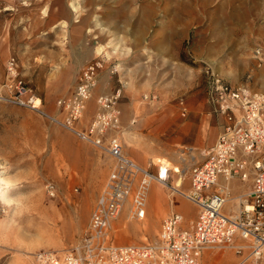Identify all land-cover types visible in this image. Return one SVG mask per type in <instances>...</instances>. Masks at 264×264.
Wrapping results in <instances>:
<instances>
[{"label": "rangeland", "instance_id": "1", "mask_svg": "<svg viewBox=\"0 0 264 264\" xmlns=\"http://www.w3.org/2000/svg\"><path fill=\"white\" fill-rule=\"evenodd\" d=\"M11 58L28 87L47 96L44 110L52 117L60 116L57 102L75 93L88 62L104 59L107 87L122 90L119 110L126 108L120 129L109 136L154 176L164 162L181 167L187 194L191 169L205 160L226 124L210 101L212 78L264 92V0H0V107L31 111L4 100ZM97 94L85 126L98 110ZM46 121L44 155L40 142L29 144L34 151H25L28 156L14 149L0 157L10 183L0 200V264H34L39 251L79 246L112 170L107 154ZM176 178L170 169L167 185L151 182L144 218H135L128 203L112 224L111 242L151 243L174 212L191 227L197 207L169 188ZM252 180H230L229 214L236 213L228 205L238 196L242 204L251 192ZM205 252L214 254L207 264H264L230 248Z\"/></svg>", "mask_w": 264, "mask_h": 264}, {"label": "built area", "instance_id": "2", "mask_svg": "<svg viewBox=\"0 0 264 264\" xmlns=\"http://www.w3.org/2000/svg\"><path fill=\"white\" fill-rule=\"evenodd\" d=\"M104 59L89 62L82 70L75 93L57 102L60 116L52 117L42 100L23 80L19 65L11 58L6 67L5 101L29 109L52 121L79 140L104 152L113 167L99 195L88 231L79 246L63 252L39 251L34 264H202L204 251L230 248L256 260L264 258V92L233 87L213 77L210 101L226 124L202 163L190 172V191L184 195L197 207L194 224L174 212L162 223L157 239L141 245L118 246L110 240L112 224L130 203L133 216L142 219L152 181L167 184L170 169L150 174L124 153L121 141L109 133L121 126L118 102L122 90L97 98L98 110L83 126L89 101L98 85ZM183 116L188 112L182 101ZM154 178V179H153ZM252 178V190L241 204L238 216L223 212L227 196L216 190L221 179ZM54 196L53 186H48Z\"/></svg>", "mask_w": 264, "mask_h": 264}, {"label": "crops", "instance_id": "3", "mask_svg": "<svg viewBox=\"0 0 264 264\" xmlns=\"http://www.w3.org/2000/svg\"><path fill=\"white\" fill-rule=\"evenodd\" d=\"M108 71L109 70L107 68L105 71H102L100 73L98 85H97V88L95 89V91L97 90V93H98L96 98L102 95H105V96L112 95L116 91V89L111 85V83L109 84L110 87H107V84L109 83L108 79L110 78V76H108L107 74ZM37 96L42 100L43 108H44L45 103H47V100H48L47 96H45V98L40 97L38 94ZM118 107H119V104H118ZM125 109L126 108L121 107L120 105V110L122 112H124ZM83 126L85 127L84 123H83ZM40 142L42 143V146H43L42 152L44 155L45 154V150H44L45 143L48 142V146H49V142H50V124L47 123L44 117L40 116L39 114H36L33 111H28L25 109H20V108H15V107H4V106L0 107V157L11 156L10 151L14 149L17 151H23V153H21L22 156H28V154L24 152L29 149L31 152L34 151V149L31 147H34L35 143H40ZM29 144H31V147L29 146ZM219 182L221 183V185L226 184L222 179ZM226 185L230 188L228 198L231 199L230 198L231 185L230 183H227ZM155 192H156V189H155ZM232 205L229 206V209L230 207H232ZM223 212L226 215H230L225 210V208L223 209ZM213 259H214V254L207 253L204 251V253L202 254L201 262L202 264H207V263H210Z\"/></svg>", "mask_w": 264, "mask_h": 264}, {"label": "bare ground", "instance_id": "4", "mask_svg": "<svg viewBox=\"0 0 264 264\" xmlns=\"http://www.w3.org/2000/svg\"><path fill=\"white\" fill-rule=\"evenodd\" d=\"M157 161H160L162 162L161 160H157ZM137 164V163H136ZM138 165V164H137ZM141 167V166H140ZM143 168V167H142ZM167 168H170L173 170V172L176 174L177 178H176V181L174 182L173 186L172 187H169L174 193L176 194H181L182 196L186 195L184 194V192L182 191V187H183V179H184V170L177 166V165H173L171 164L170 162H164V165L162 164L161 166V171H162V174L165 173V171H167ZM5 173L4 172H0V200H3L6 197L7 195V192L8 190L10 189V183L8 181V179L6 177H4ZM154 179V178H153ZM226 184L227 183H230V180H225V179H222ZM156 182H159L161 183L162 185H167L166 183H163L159 180V178L157 177V179H155ZM249 181V180H248ZM224 185L219 182L218 183V187H217V190L220 191L222 194H224L225 196H227V203H228V195H229V192H230V188L227 186V185ZM250 194V193H249ZM248 194V195H249ZM241 199L242 197H238L237 198V201L232 205V207H230L229 209V205H228V210L229 212H235L236 214L234 215H231L232 217H235V216H238L239 213H240V210H241ZM225 210H226V205L224 206Z\"/></svg>", "mask_w": 264, "mask_h": 264}]
</instances>
